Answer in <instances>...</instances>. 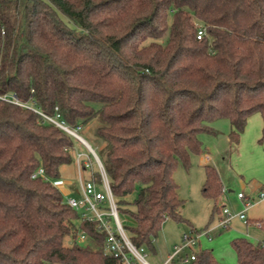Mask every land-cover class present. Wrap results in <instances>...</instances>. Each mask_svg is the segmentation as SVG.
Returning <instances> with one entry per match:
<instances>
[{
    "label": "trees",
    "instance_id": "trees-1",
    "mask_svg": "<svg viewBox=\"0 0 264 264\" xmlns=\"http://www.w3.org/2000/svg\"><path fill=\"white\" fill-rule=\"evenodd\" d=\"M0 92L29 105L0 102V264H121L54 183L84 145L40 112L77 130L98 120L136 246L154 249L168 219L199 232L174 175L202 153V134H218L215 120L229 119L233 146L253 114L264 120V0H0ZM223 190L207 164L212 216ZM73 229L87 240L66 245ZM232 246L237 264H264V244ZM192 262L222 264L210 249Z\"/></svg>",
    "mask_w": 264,
    "mask_h": 264
},
{
    "label": "rangeland",
    "instance_id": "rangeland-1",
    "mask_svg": "<svg viewBox=\"0 0 264 264\" xmlns=\"http://www.w3.org/2000/svg\"><path fill=\"white\" fill-rule=\"evenodd\" d=\"M98 123L95 119L78 130V133L99 153L104 148V144L95 134ZM212 126L218 130V134H202V153H191L190 166L186 168L180 165L174 177L179 184V195L185 200L182 214L201 234L194 251L198 253L210 249L222 264H237V255L232 246L234 238L244 237L255 244H264V228L253 223L255 220L264 219V200L249 208L247 215L253 220L250 224L236 215L245 208L243 201L238 197L239 192H246L249 196L257 198L260 190L264 188V141L261 140L264 120L260 113L253 114L241 135L239 145L235 148L228 141L231 129L229 119L219 118L212 123ZM82 150L87 149L77 142L75 160L62 167L60 178L54 180L57 186L67 180L78 183L79 170L76 157ZM207 155L211 158L208 161ZM207 164L218 170L223 185L224 190L217 204L221 209L226 205L230 212L236 215L232 218L229 228L220 225V217L224 216L222 213L220 216L219 212H215L212 216L215 201L203 194ZM82 175L85 179L90 177L91 170H83ZM120 218L126 226H133L135 223L130 215L120 213ZM191 230L192 227L186 223L166 220L154 240V249L146 246V259L151 264H163L169 253H173L183 244V233H190ZM127 232L131 237L128 229ZM73 240L71 236H67L65 243L72 245ZM192 250L186 249L184 254L191 253ZM175 261V264H193V262L183 263L180 259Z\"/></svg>",
    "mask_w": 264,
    "mask_h": 264
},
{
    "label": "built area",
    "instance_id": "built-area-1",
    "mask_svg": "<svg viewBox=\"0 0 264 264\" xmlns=\"http://www.w3.org/2000/svg\"><path fill=\"white\" fill-rule=\"evenodd\" d=\"M206 34L204 26H200L198 30V38L201 39ZM11 102L23 107L29 105L22 102L14 93H1L0 102ZM38 111V110H37ZM47 120L57 124L62 129L76 137L87 150L77 153V164L79 170L78 188L76 193H70L66 196L67 203L73 208L80 211L82 217L88 221H95L101 231L107 233V240L104 250L107 254L113 255L119 259L121 264H151L146 259L145 247L136 246L130 238L127 229L120 218V213L115 195L113 193L109 176L105 166L96 152V150L78 133L77 129L69 128L64 122L59 121L55 117L40 112ZM210 160V156H206ZM91 170V176L84 178L83 170ZM44 172L40 168L33 177L43 175ZM97 175L101 181H97ZM103 188V189H102ZM238 197L243 201L245 208L238 214L242 220L250 224L253 220L249 218L247 212L255 203L264 200V188H262L257 198L249 196L246 192H239ZM224 216L220 219V225L229 228L233 215L227 206H223L222 212ZM253 223L264 228V220H255ZM208 233V231H207ZM75 234L78 235L79 241L85 242L87 236L73 229L71 238L74 239ZM200 232L191 231L183 233V244L179 246L164 264H171L174 260L188 263L196 259V246L200 240ZM193 249L191 253L184 254V250Z\"/></svg>",
    "mask_w": 264,
    "mask_h": 264
},
{
    "label": "crops",
    "instance_id": "crops-1",
    "mask_svg": "<svg viewBox=\"0 0 264 264\" xmlns=\"http://www.w3.org/2000/svg\"><path fill=\"white\" fill-rule=\"evenodd\" d=\"M230 131H231V129H230ZM228 141L230 142V138H229V135H228ZM231 143V142H230ZM239 145V144H238ZM237 145V146H238ZM237 146H233L232 145V147H237ZM211 159V158H210ZM207 160V159H206ZM208 161V160H207ZM59 187V189L62 191V193L64 194V195H68V194H70V193H76L77 192V188H78V183H74V182H72V181H70V180H67V181H65L64 183H62L60 186H58ZM220 199H221V197H220ZM226 206V205H225ZM219 215L221 216V213H219ZM221 218V217H220ZM66 244V243H65ZM67 245V244H66ZM173 253H169V255H168V257L164 260V263L169 259V257L172 255ZM182 262V261H181ZM163 263V264H164ZM183 263H185V262H183Z\"/></svg>",
    "mask_w": 264,
    "mask_h": 264
}]
</instances>
